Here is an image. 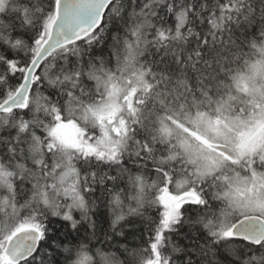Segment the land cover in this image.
Returning <instances> with one entry per match:
<instances>
[{
    "label": "snow or ice",
    "instance_id": "1",
    "mask_svg": "<svg viewBox=\"0 0 264 264\" xmlns=\"http://www.w3.org/2000/svg\"><path fill=\"white\" fill-rule=\"evenodd\" d=\"M0 264H264V0H0Z\"/></svg>",
    "mask_w": 264,
    "mask_h": 264
}]
</instances>
